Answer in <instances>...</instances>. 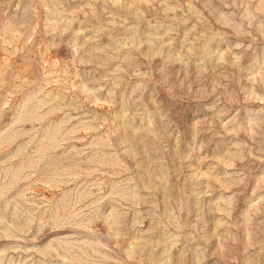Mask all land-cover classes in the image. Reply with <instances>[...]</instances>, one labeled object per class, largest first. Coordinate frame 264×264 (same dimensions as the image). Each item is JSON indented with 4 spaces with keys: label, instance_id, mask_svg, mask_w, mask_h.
<instances>
[{
    "label": "rangeland",
    "instance_id": "374dc122",
    "mask_svg": "<svg viewBox=\"0 0 264 264\" xmlns=\"http://www.w3.org/2000/svg\"><path fill=\"white\" fill-rule=\"evenodd\" d=\"M0 264H264V0H0Z\"/></svg>",
    "mask_w": 264,
    "mask_h": 264
}]
</instances>
